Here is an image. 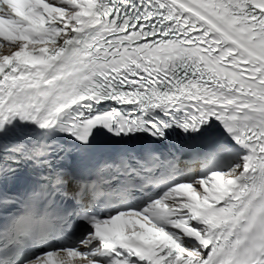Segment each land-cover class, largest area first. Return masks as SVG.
<instances>
[{
	"label": "snow or ice",
	"instance_id": "obj_1",
	"mask_svg": "<svg viewBox=\"0 0 264 264\" xmlns=\"http://www.w3.org/2000/svg\"><path fill=\"white\" fill-rule=\"evenodd\" d=\"M0 264H264V0H0Z\"/></svg>",
	"mask_w": 264,
	"mask_h": 264
}]
</instances>
